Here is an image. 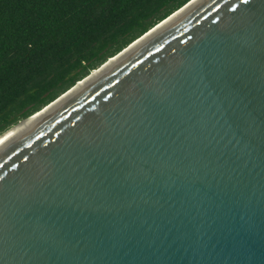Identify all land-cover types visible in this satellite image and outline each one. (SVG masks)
<instances>
[{"label":"water","instance_id":"water-1","mask_svg":"<svg viewBox=\"0 0 264 264\" xmlns=\"http://www.w3.org/2000/svg\"><path fill=\"white\" fill-rule=\"evenodd\" d=\"M54 104L0 150V264H264V0H189L11 128Z\"/></svg>","mask_w":264,"mask_h":264},{"label":"trees","instance_id":"trees-1","mask_svg":"<svg viewBox=\"0 0 264 264\" xmlns=\"http://www.w3.org/2000/svg\"><path fill=\"white\" fill-rule=\"evenodd\" d=\"M189 0H0V135Z\"/></svg>","mask_w":264,"mask_h":264},{"label":"bare ground","instance_id":"bare-ground-1","mask_svg":"<svg viewBox=\"0 0 264 264\" xmlns=\"http://www.w3.org/2000/svg\"><path fill=\"white\" fill-rule=\"evenodd\" d=\"M198 1V0H197ZM177 17V15H176ZM173 17V18H176ZM173 19H170L167 23H164L162 26H166L169 22H171ZM160 28V27H159ZM151 34V33H150ZM147 38V37H145ZM145 40V39H144ZM142 41V40H141ZM141 41H138L137 43H134L127 51H125L123 54H126L129 50H131L132 48H134L139 42L141 43ZM139 43V44H140ZM123 55H118L116 58L110 60L108 63H106L104 66H102L100 69H98L97 71L93 72L92 75H90L87 79H85L84 81L80 82V84L74 89L75 91H72L71 93L73 94L74 92H76L77 90H80L81 88H83L86 85V82H88L90 79H94L95 77H98L99 75H101L102 73H104L105 71H107L109 68H111L116 62H118V60H120L122 58ZM67 98V97H66ZM65 99V98H64ZM58 101V103H60L62 100ZM57 104V103H56ZM54 106H56L55 104L50 106L48 109H46L45 111H43L42 113L36 115V117H33L32 119H29L27 121L22 122L21 124H19L18 126L11 128L9 130H7L4 134L0 135V150L2 148H4L7 144H9L11 141L15 140L16 138H18V136H20V134H22L23 132L27 131L29 128H31L33 126V124L36 122V120H38L40 117H42L43 114L49 112L51 110V108H53Z\"/></svg>","mask_w":264,"mask_h":264}]
</instances>
